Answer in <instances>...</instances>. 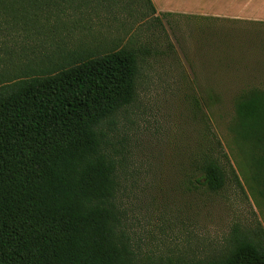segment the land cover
<instances>
[{
  "label": "rangeland",
  "instance_id": "obj_1",
  "mask_svg": "<svg viewBox=\"0 0 264 264\" xmlns=\"http://www.w3.org/2000/svg\"><path fill=\"white\" fill-rule=\"evenodd\" d=\"M116 7L98 8L72 39L45 25L1 32L0 85L79 54L135 47L136 98L107 131L119 160L123 227L138 260L205 262L244 237L264 245V166L256 165L264 149L236 130L237 102L264 89V21L158 15L147 0ZM206 154L225 167L218 190L193 167Z\"/></svg>",
  "mask_w": 264,
  "mask_h": 264
},
{
  "label": "trees",
  "instance_id": "obj_2",
  "mask_svg": "<svg viewBox=\"0 0 264 264\" xmlns=\"http://www.w3.org/2000/svg\"><path fill=\"white\" fill-rule=\"evenodd\" d=\"M116 4L0 0V33L45 25L72 39L87 27L83 19ZM82 56L0 85V264H146L123 227L119 160L107 131L136 98L139 52L124 46ZM236 115L238 135L264 149V89L245 94ZM192 164L211 190L224 185L218 158ZM191 264H264V245L244 237L226 255Z\"/></svg>",
  "mask_w": 264,
  "mask_h": 264
},
{
  "label": "crops",
  "instance_id": "obj_3",
  "mask_svg": "<svg viewBox=\"0 0 264 264\" xmlns=\"http://www.w3.org/2000/svg\"><path fill=\"white\" fill-rule=\"evenodd\" d=\"M156 13L264 21V0H152Z\"/></svg>",
  "mask_w": 264,
  "mask_h": 264
}]
</instances>
